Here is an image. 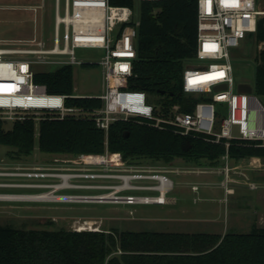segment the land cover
I'll return each instance as SVG.
<instances>
[{"label": "trees", "instance_id": "16d2710c", "mask_svg": "<svg viewBox=\"0 0 264 264\" xmlns=\"http://www.w3.org/2000/svg\"><path fill=\"white\" fill-rule=\"evenodd\" d=\"M109 4L132 8L140 19L137 57L128 88L144 92L157 115L167 116L175 105L181 112L191 113L196 103L205 100L182 91L183 70L197 49V0H109ZM253 40L256 46L264 42V19L258 22L256 33L244 40L247 53ZM33 71L34 82L44 85L49 93L74 95L72 66L54 70L35 66ZM254 93L264 97V50L256 57ZM66 106L94 112L102 107V101L69 98ZM0 146L15 150L17 157L30 156L35 149L73 156L120 154L127 164L138 158L165 164L174 159L208 160L212 167L225 157L237 162L264 161L260 142L233 140L227 148L224 140L215 143L202 135H181L139 119L116 121L106 133L92 119H60L50 113L40 116L38 123L35 116H27L9 129L0 119ZM0 264H264V228L255 225L247 234L221 235L0 227Z\"/></svg>", "mask_w": 264, "mask_h": 264}, {"label": "built area", "instance_id": "2783aa9c", "mask_svg": "<svg viewBox=\"0 0 264 264\" xmlns=\"http://www.w3.org/2000/svg\"><path fill=\"white\" fill-rule=\"evenodd\" d=\"M261 19H264V6L257 0H197V49L195 57L183 70L182 91L205 100L196 103L191 113H183L175 105L167 116H160L144 92L128 88L137 57L135 43L140 26L137 11L112 6L109 0H55L53 44L49 49L41 41L37 48L0 46V119L14 123L35 116L38 122L39 117L47 113L60 119L89 118L106 133L116 121L139 119L152 127L181 135H202L215 143L224 140L227 148L233 140L260 142L264 146V126L261 124L264 107L254 93V85H251L250 94L238 93L240 82L236 81L233 69V51L240 48L249 34L256 33ZM257 48L259 52L264 50V42L257 44ZM78 49L98 50L104 55L99 60H83L76 56ZM86 64L101 68L103 84L98 96L52 94L44 85L34 82L35 66ZM217 87L221 88L216 90ZM78 97L100 99L102 107L85 112L66 106L69 98ZM217 104L226 106L225 117H221V112L216 109ZM235 128L237 135H234ZM117 155L121 164H126L121 155ZM108 156L81 157L91 165H102L97 159L102 157L108 161ZM109 164L116 167L115 163ZM25 176L28 174L0 172V178ZM98 177L156 181V185H135L127 189L157 193L154 196L110 193L114 200H123L129 205H160V198L166 196L170 186L172 188V183L158 174ZM11 187L28 188L19 184H0L1 189ZM249 187L256 189L253 184Z\"/></svg>", "mask_w": 264, "mask_h": 264}, {"label": "rangeland", "instance_id": "374dc122", "mask_svg": "<svg viewBox=\"0 0 264 264\" xmlns=\"http://www.w3.org/2000/svg\"><path fill=\"white\" fill-rule=\"evenodd\" d=\"M257 2L264 6V0ZM54 26L55 0H0V46L37 48V43L41 41L49 49L53 44ZM234 52L236 81L254 85L256 57L259 53L255 41H252L250 53H247L244 42ZM103 55L98 50H76V56L83 60H99ZM56 67L49 65L43 68L54 70ZM73 74L74 95L101 94L103 80L100 67L73 66ZM259 99L264 107V97ZM216 109L221 112V117L226 116L225 105L217 104ZM262 114L261 124L264 126V112ZM5 122L6 128H11L12 122ZM234 135H237L236 128ZM15 157V150L0 146V172H22L28 176L2 177L0 184H19L28 188H0L1 196L48 194L53 199L97 197L117 191V188L111 187L124 186L123 178L113 176L138 174L163 175L172 183V188L166 194L164 205H129L123 200L114 199L103 203L93 199H86V202H61L65 199L60 202L0 200V227L224 235L247 234L256 225L258 201L255 190L260 184L256 171L258 168L264 169V161L259 158L256 166H250L245 160L237 162L228 158L220 159L216 167H212L208 160L189 162L174 159L165 164L138 158L130 164L115 163L116 167H113L109 159V163L91 165L81 156L45 154L37 149L30 156ZM64 175L73 176L69 181L73 188L55 191L54 187L63 184V180L56 176ZM98 175L113 178L100 179ZM155 182L134 180L130 181V186L156 185ZM250 184L255 185L256 189H251ZM228 190H232V195L228 194ZM116 195L154 196L157 193L122 190Z\"/></svg>", "mask_w": 264, "mask_h": 264}, {"label": "bare ground", "instance_id": "6f19581e", "mask_svg": "<svg viewBox=\"0 0 264 264\" xmlns=\"http://www.w3.org/2000/svg\"><path fill=\"white\" fill-rule=\"evenodd\" d=\"M110 156V158H109ZM108 159L111 161V163H121V161L118 158L117 154H113V155H109ZM97 162L99 164H105L107 162V159L99 157L97 159ZM247 162L249 165L251 164V162L245 161ZM59 178H61L63 180V184L54 187L55 191L61 190V189H65V188H73L70 185V179L73 178V176H68V175H64V176H57ZM124 181V186L121 187H117V191H122V190H127L130 188V178H123L122 179ZM171 189V186H170ZM54 191V193H55ZM164 193V192H163ZM232 190H228V194H232ZM52 194V193H51ZM61 199H65L64 201L61 202H77V201H83L86 202V199H93V200H97L99 203H103L106 202L105 200H113L115 199L114 197H112V194H107V195H103V196H97V197H56V198H51L49 197L48 194H39L37 196H1L0 195V200H4V201H32V202H39V201H47L50 200L49 202H60ZM160 205H164L166 204V196H162L160 198ZM89 223V222H88ZM86 224V223H85ZM91 224V223H90ZM83 229V228H82ZM80 230V229H79Z\"/></svg>", "mask_w": 264, "mask_h": 264}, {"label": "crops", "instance_id": "0c3cea01", "mask_svg": "<svg viewBox=\"0 0 264 264\" xmlns=\"http://www.w3.org/2000/svg\"><path fill=\"white\" fill-rule=\"evenodd\" d=\"M257 159H246L245 161L251 162L250 166H256ZM256 173H258L260 184L258 185V189L255 190L257 191L255 198L256 201H258V205L256 206V212H255L256 213L255 223L256 226L260 228H264V169L258 168Z\"/></svg>", "mask_w": 264, "mask_h": 264}, {"label": "water", "instance_id": "95a60500", "mask_svg": "<svg viewBox=\"0 0 264 264\" xmlns=\"http://www.w3.org/2000/svg\"><path fill=\"white\" fill-rule=\"evenodd\" d=\"M220 88L221 87H217L216 90ZM237 91L238 93H242V94H250L252 92V86L248 83H240L238 84ZM161 94H164V92H162Z\"/></svg>", "mask_w": 264, "mask_h": 264}]
</instances>
